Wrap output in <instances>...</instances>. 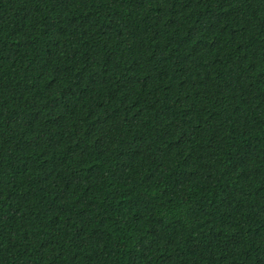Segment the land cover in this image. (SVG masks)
Wrapping results in <instances>:
<instances>
[{
    "label": "trees",
    "instance_id": "16d2710c",
    "mask_svg": "<svg viewBox=\"0 0 264 264\" xmlns=\"http://www.w3.org/2000/svg\"><path fill=\"white\" fill-rule=\"evenodd\" d=\"M0 264H264V0H0Z\"/></svg>",
    "mask_w": 264,
    "mask_h": 264
}]
</instances>
